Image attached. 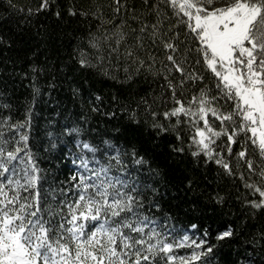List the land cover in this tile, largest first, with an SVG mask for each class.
<instances>
[{
	"label": "snow or ice",
	"instance_id": "6c2138e0",
	"mask_svg": "<svg viewBox=\"0 0 264 264\" xmlns=\"http://www.w3.org/2000/svg\"><path fill=\"white\" fill-rule=\"evenodd\" d=\"M0 264H264V0H0Z\"/></svg>",
	"mask_w": 264,
	"mask_h": 264
},
{
	"label": "trees",
	"instance_id": "16d2710c",
	"mask_svg": "<svg viewBox=\"0 0 264 264\" xmlns=\"http://www.w3.org/2000/svg\"><path fill=\"white\" fill-rule=\"evenodd\" d=\"M105 87H107V85Z\"/></svg>",
	"mask_w": 264,
	"mask_h": 264
}]
</instances>
